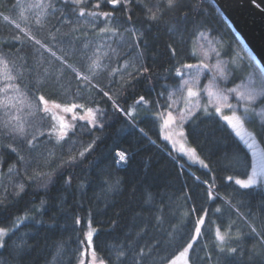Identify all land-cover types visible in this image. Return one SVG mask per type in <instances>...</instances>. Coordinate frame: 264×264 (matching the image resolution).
Segmentation results:
<instances>
[{
    "label": "trees",
    "instance_id": "obj_1",
    "mask_svg": "<svg viewBox=\"0 0 264 264\" xmlns=\"http://www.w3.org/2000/svg\"><path fill=\"white\" fill-rule=\"evenodd\" d=\"M181 3L150 21L151 12L160 16L162 0H0V227H12L0 264H76L88 221L93 250L107 264H165L189 243L201 216L189 264H264V186L228 179L250 173L252 149L202 109L184 131L207 167L188 163L160 138L153 113L168 107L179 86L176 69L196 60L199 34L243 67L239 80L247 70L262 74L211 0ZM93 60L99 68L90 72ZM143 66L149 72L140 75ZM39 95L54 106L95 107L94 122H61L59 114L68 112L48 104L51 111L42 114ZM141 96L148 103L137 106ZM131 108L133 115H125ZM61 123L71 125L62 139ZM250 127L255 136L247 143L264 152V119ZM33 137H40L35 148L28 144ZM121 151L126 161H119ZM209 185L215 200L207 197Z\"/></svg>",
    "mask_w": 264,
    "mask_h": 264
},
{
    "label": "rangeland",
    "instance_id": "obj_2",
    "mask_svg": "<svg viewBox=\"0 0 264 264\" xmlns=\"http://www.w3.org/2000/svg\"><path fill=\"white\" fill-rule=\"evenodd\" d=\"M216 46L217 44L214 43V41H212L210 38H208L206 34H199L197 36L195 40V46L193 47V50H195V52L193 51V54L196 56V60L194 62L185 63L196 65V68L182 72V78L179 86L173 91H171L168 97V105H172V107H167L163 111H156L153 113V115L157 119L161 140L164 141L174 153L183 157L188 163L200 165V167H203L201 161L204 165H206L205 162L196 151H191V149L194 148L188 143L186 135H179L181 130L185 133L184 123L190 117L187 115L189 110H191V112L193 113L197 109H202L204 111V108L207 107V112H214L221 120H223L229 126V128L236 135L237 132H239V136H237L240 139L241 137H243L241 141L243 142V144H245L247 148L248 143H245V141L247 142V139H249V137L253 138L255 136L254 130L250 126L255 123L261 122L264 119V94H262L261 91L262 89H264V76L262 75L263 73L261 74L258 69H256L255 71L247 70L245 72L244 77L239 80V77L242 76L243 73V67L240 66L239 63H236L237 61L235 59H228V57L221 56V52ZM204 51L208 52L207 56L204 55ZM203 64H208L209 67L203 68ZM218 64L220 68L223 69V74H221V71L217 69ZM197 74L199 75L198 81L190 82L187 86L184 85V80L193 81V78L196 77ZM188 87L193 88V90L196 91L198 95L196 97H188ZM228 89L237 90L229 92ZM249 89H254L256 92L255 98L252 101L242 99L239 95L240 93H247ZM220 92H223V94L227 96L226 101L220 98ZM227 104L233 105V109H228L226 107ZM72 105L73 104H67L62 105L60 107H62V109H66L72 108ZM48 106H51L54 110L58 109L49 101ZM245 106H247L248 108L247 113H245L244 111ZM216 107L221 108L220 113L215 112ZM88 108L93 109V113L91 115L87 111ZM180 109H184L185 112V119L183 121V125L181 126L179 119H177L175 123L165 126L164 119L167 117V112L172 111L173 116L178 117L180 115ZM233 110H235L236 113L240 115L243 119L244 123L242 127L234 129L231 127V125L227 123V121L223 119L224 116H231ZM67 112L69 115L62 113L59 114L61 122H63V117H66V119L69 121L74 118L76 119L80 117H85L86 119L83 120H87L90 123H93L94 118L96 116L95 107L79 109L72 108L71 111ZM160 113H163V116H161ZM18 115V112L14 114V118L18 119ZM165 136H171V139L166 140L164 139ZM181 146H183V150ZM262 153L264 152L262 151ZM260 155L261 149L260 151H257V161H259ZM252 175L253 171L251 167V171L246 177H232V179L235 183L237 180L247 181ZM255 179L256 183L252 185L264 186V174L259 172V168L257 170V175ZM18 223L19 222H16L15 225ZM11 228L12 227L5 228L6 233L3 236H0V239H3ZM89 231H93V228L90 222L88 221L84 231L85 243L82 248L80 259L77 261L76 264H80L81 259L84 260V264H107L103 259L99 258L97 255H92V253L95 251L93 250L92 242L91 245L87 243V233ZM193 236H196L195 231ZM193 241L194 240L191 239L189 243L192 244ZM188 244L180 252H183L184 249L188 246ZM180 252L165 264H172L173 260H175V264H189V250L182 257L179 255Z\"/></svg>",
    "mask_w": 264,
    "mask_h": 264
},
{
    "label": "snow or ice",
    "instance_id": "obj_3",
    "mask_svg": "<svg viewBox=\"0 0 264 264\" xmlns=\"http://www.w3.org/2000/svg\"><path fill=\"white\" fill-rule=\"evenodd\" d=\"M107 2L111 3V4H117L118 2H120V0H107ZM123 2L126 4V3H128V0H123ZM252 2L254 4H256L257 7H260L262 4H264V0H259V3H257V0H252ZM74 3L79 4L80 0H74ZM162 3H163V7L160 8V16H157V14L155 12H151L150 16L148 17V19L150 21H158L159 19L162 18V16L165 14L166 11H170V10H172L174 8H180V7L183 6L182 3H181V0H162ZM80 15L81 16L84 15L83 8H81V10H80ZM103 15L106 16V17L112 18L110 13H103ZM5 19H8V18L5 17ZM37 24H39V20H37ZM16 27L19 28V25L17 24ZM100 31L104 32L105 29H100ZM202 35H204V34H202ZM30 39L34 40L36 44H40L41 43L39 40H36L35 37H30ZM53 39H55V38H53ZM141 39H143V33H141ZM145 44H146V41H145ZM42 47H46V46H42ZM169 47H170V51H171L172 55H175V49L171 48V46H169ZM47 50L51 51V49H47ZM193 51L195 52V50H193ZM52 54H53V56H55V53H52ZM204 55L207 56L208 52L204 51ZM217 55H218V53H217ZM57 59L61 60V63L65 64L66 67H68V68L71 67V65L67 64L65 59H63L61 57H57ZM208 67H209L208 64H203V68H208ZM98 68H99V64L95 60H93L92 63L87 66V70L90 71V72H95L96 70H98ZM194 68H196V65L183 64L181 66V68H177L176 69V75L178 77L182 78V76H181L182 72H184L186 70H191V69H194ZM217 69L219 71H221V74H223V69L220 68L219 64L217 65ZM137 72L140 75H144V74H147L149 72V68L147 66H143L142 71H141V69H137ZM76 76H77V79L80 80V81H87V84L85 85L86 87L91 84V80L89 79V77L84 76L81 73H76ZM92 78L94 79L95 77L93 76ZM198 79H199V75L197 74V76L193 78V81L184 80V85L187 86L190 82L198 81ZM92 87L93 88H97L98 86L92 85ZM98 90H99L100 93H102L103 97H107L108 100H112V97L109 95L108 92L103 91L102 88L98 89ZM236 90L237 89H228L229 92H233V91H236ZM261 91H262V94H264V89H262ZM187 94H188V97H196L198 95V93L196 91H194L193 88H191V87H188ZM219 95H220L221 99H223L225 101L227 100V96L224 95L223 92H220ZM239 95L241 96L242 99H246L247 101H252L255 98L256 92H255L254 89H249L247 91V93H240ZM37 99H38V103L44 105V107L41 109L42 114L49 113L51 110L47 107L48 101L45 100V97L43 95H39L37 97ZM112 102H113V106L115 108H117V110H119L120 112H124V109L119 108L115 101H112ZM147 103H148V101H146L143 96L139 97V100L135 101V104L137 106L144 105V104H147ZM56 107L59 108L60 105H56ZM76 107L84 108V105H79V106H77L75 104L72 105V108H76ZM168 107L171 108L172 105H168ZM226 107L228 109H233V105H231V104H227ZM72 108H66L65 111H71ZM87 111H88V113L90 115L93 113V109L92 108H88ZM134 111H135V109L131 108L125 113V115L132 116ZM204 111L207 112V107L204 108ZM244 111H245V113H247V111H248L247 106H245ZM215 112L216 113H220L221 112V108L220 107H216L215 108ZM160 115L163 116V113H160ZM187 115L188 116H192L191 110L188 111ZM53 119H55V117H53ZM80 119L83 120V119H86V118L85 117H80ZM177 119H179V121L181 123V126H182L183 125V121L185 119L184 109H180V115L178 117L173 116L172 111H168L167 112V117L164 119V125L165 126L171 125V124L175 123L177 121ZM223 119L225 121H227V123L229 125H231V127L234 128V129L242 127L243 123H244V121L241 118V116L238 115L235 110L232 111V115L231 116H224ZM69 127H71V125H65L63 123H61L59 125V129H60V132H61L60 139H62L63 136L67 135V128H69ZM18 131L22 133L24 131V129L23 128H19ZM140 131L143 132L142 129ZM44 135H45L44 133H40V137H43ZM179 135L184 136L185 133L181 130ZM237 135L239 136V132H237ZM40 137H33L32 140H29L28 141L29 146L31 148H35ZM164 139L169 140V139H171V136H165ZM241 139H243V137H241ZM57 143H59V139H58ZM245 143H247V142L245 141ZM247 146H248V148L252 149L253 160L251 162V167H252L253 175L251 177H249V179L247 181H243V180H237L236 181L237 184L241 185L244 188H247L250 185L256 183L255 177L257 175L258 168H259V172L264 174V153H261L260 159H259V161H257V159H256L257 151H256L255 144H248ZM91 147H92V145H89L88 149H85L84 152H81L79 154L80 157H83L85 155V152H87L89 149H91ZM181 148L183 150V146H181ZM191 151L195 152V149H191ZM117 156H118L119 161H126L127 160V156H126L124 151L118 152ZM75 163H76V158L75 157H70L69 160L67 161V164L69 166H71V165H73ZM201 164H202L203 167H207V165H204L202 161H201ZM41 175H44V174H41ZM228 179L231 180L232 177H228ZM65 183H70V180H66ZM203 183L208 184L207 181H204ZM24 190H25L24 185L23 184L19 185V193H22ZM19 193H18V195H19ZM217 195L218 194L214 193V185H209L208 186V190H207L208 199L209 200H215ZM191 211L194 212L195 208L191 209ZM203 211H204V215H207V210H203ZM216 211L219 212L220 209L218 208ZM76 223H79V221L77 220ZM204 223H205L204 216H201L196 221V227H195L196 236L192 237L193 240H195L197 238V236L200 234V232H201V227L200 226L203 225ZM252 231H255V228H253ZM5 233H6V229L5 228H0V236H3ZM92 237H93V231H89L87 233V243L89 245H91ZM217 239H220V240L224 239V237L220 235L219 230H217ZM81 243H83V241ZM3 246H4V240L0 239V247H3ZM190 248H192V244L191 243H189L188 246L184 249V251L180 252L179 255L181 257L184 256V254ZM230 251L235 253L236 249L232 248V249H230ZM92 255L95 256L96 255L95 252H93ZM139 255H140V259L143 260L144 256L146 255L144 253L143 249L140 250ZM133 260H135V257L133 258ZM80 264H84V260L83 259L80 260ZM172 264H175V260L172 261Z\"/></svg>",
    "mask_w": 264,
    "mask_h": 264
},
{
    "label": "water",
    "instance_id": "obj_4",
    "mask_svg": "<svg viewBox=\"0 0 264 264\" xmlns=\"http://www.w3.org/2000/svg\"><path fill=\"white\" fill-rule=\"evenodd\" d=\"M211 1L264 75V4L257 7L252 0Z\"/></svg>",
    "mask_w": 264,
    "mask_h": 264
}]
</instances>
